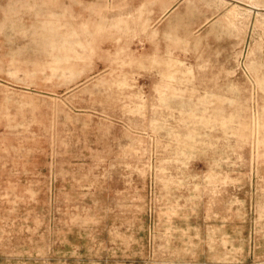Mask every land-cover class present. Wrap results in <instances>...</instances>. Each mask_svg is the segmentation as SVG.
<instances>
[{"label":"rangeland","instance_id":"1","mask_svg":"<svg viewBox=\"0 0 264 264\" xmlns=\"http://www.w3.org/2000/svg\"><path fill=\"white\" fill-rule=\"evenodd\" d=\"M0 264H264V0H0Z\"/></svg>","mask_w":264,"mask_h":264},{"label":"bare ground","instance_id":"2","mask_svg":"<svg viewBox=\"0 0 264 264\" xmlns=\"http://www.w3.org/2000/svg\"><path fill=\"white\" fill-rule=\"evenodd\" d=\"M232 10H233V8H232ZM229 13H232V11L231 12H229ZM230 17H232V15L230 16ZM235 17V16H234ZM233 18V17H232ZM231 19V18H230ZM226 20V19H225ZM230 22V21H229ZM228 23V22H227Z\"/></svg>","mask_w":264,"mask_h":264}]
</instances>
